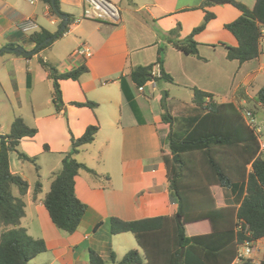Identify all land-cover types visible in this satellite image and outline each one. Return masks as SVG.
<instances>
[{
	"label": "crops",
	"instance_id": "0c3cea01",
	"mask_svg": "<svg viewBox=\"0 0 264 264\" xmlns=\"http://www.w3.org/2000/svg\"><path fill=\"white\" fill-rule=\"evenodd\" d=\"M236 1L250 9L256 3V0ZM203 2L120 0L119 5L116 4L122 14L120 23L83 20L75 24L83 11L82 0H61V12L72 16L69 30L61 39L31 59L15 56L9 51L0 55V104L10 106L13 111L12 119L10 115L5 119V126L11 127L15 118L21 117L28 126L38 130L34 138L21 140L18 150L29 157L56 154L48 175L61 169L63 158L71 148V134L78 138L88 126H99L95 141L75 155L82 158L80 163L101 176L95 178L82 171L75 179L76 195L87 205L76 232L69 234L55 227L43 205L44 185L43 196L40 197V193L35 197V187L28 183L21 227L31 237L43 239L47 245V251L29 264H89L90 249L107 262L111 261L112 254L117 260L131 250L143 254L131 233L111 234L110 218L138 220L176 214L177 204L170 195L162 159V150L169 143L167 132L156 128V124L162 122L164 112L161 99L158 100L156 92L150 96L148 85L140 92L129 79L136 67L156 64L160 57L163 58L164 69L173 78L172 83L164 82L162 87L173 114L178 111L181 115L186 113L184 117L188 116L194 106L193 90L199 89L213 94L218 103L233 102L241 109H244V103H253L254 111L258 112L256 119L264 124V105L256 100L257 92L264 86L257 89L264 77V42L259 59L242 65L235 61L241 73L240 83L235 88L228 73L232 62L227 58L226 46H236L237 41L228 35L231 32L226 25L240 17L238 9L232 5H215L207 9L215 14V18L195 35L199 56L185 55L168 41L169 32L177 26H180L178 38L184 39L203 23ZM27 18L34 19L41 29L50 32L52 26H57L59 31L63 21L42 0H0V50L8 44H16L27 51L36 48L30 35L19 29L20 23ZM82 45L91 48L89 58L73 56ZM40 58L60 72L82 64L89 69L79 81L60 82L65 103L60 113L53 106L52 82L41 66ZM87 101L98 106L91 109L71 105L72 102ZM2 129L0 126V131ZM11 171L26 180L19 170L11 167ZM212 192L217 206L225 207L229 201L228 190L214 186ZM100 223L102 225L95 229ZM210 230L208 222L186 227L189 236ZM1 231L2 227L0 234ZM260 242L263 243L264 238Z\"/></svg>",
	"mask_w": 264,
	"mask_h": 264
},
{
	"label": "trees",
	"instance_id": "16d2710c",
	"mask_svg": "<svg viewBox=\"0 0 264 264\" xmlns=\"http://www.w3.org/2000/svg\"><path fill=\"white\" fill-rule=\"evenodd\" d=\"M42 2L57 15L52 0ZM60 3L61 0H55L59 11ZM215 5H232L241 13L237 20L226 25V29L237 41L236 46L224 45L227 48V58L240 65L259 59L264 37V0H256L252 9L236 0H204L203 23L184 39L178 38L180 26H177L169 32L168 41L185 55L199 56V44L195 41V35L203 31L215 18V14L207 10ZM65 15L68 24L63 32L52 33L42 28L30 35L36 47L51 39L33 55L51 47L68 32L72 16ZM7 47L18 46L8 44ZM12 54L24 57L13 52ZM33 55L24 58L31 59ZM39 62L49 73L52 103L55 111L60 113L65 107L60 82L79 81L89 69L86 64H82L69 71L60 72L43 58ZM157 65L160 66L161 75L154 78L152 72ZM129 79L138 89L153 80L157 84L173 82L172 76L164 69L162 57L156 64L136 67ZM193 91L194 106L190 114L183 117V122L176 126L173 116L163 109L162 122L156 124L158 131L167 132L169 140L168 146L162 150V159L166 166L169 192L177 204L176 214L172 217L138 220L110 218L111 234L131 233L143 254L139 250H131L121 260H117L112 254L111 261L107 262L90 249L89 264H237L241 245L246 241L256 242L264 238V157L260 153L258 138L243 117L242 109L236 104L218 103L211 93L199 89ZM256 100L264 105V86L257 92ZM71 105L91 109L98 106L92 101L72 102ZM98 132V125H90L78 138L71 134V148L63 158L61 169L51 177L50 189L43 201L55 227L69 234L77 231L87 211V205L76 195V177L82 171L95 178L101 177L86 164L78 162L75 155L84 146L92 144ZM37 133L36 128L28 126L21 117H17L9 133L0 134V264H29L47 251L43 239L31 237L21 227L25 216L24 197L29 184L19 174L12 173L10 167L12 152L18 153L21 160L36 162V157L19 152L18 147L21 140L34 138ZM176 155L179 156L180 164L174 161ZM214 186L230 191L234 204L217 206L212 192ZM41 192L42 185L37 182L34 196ZM205 222L210 224L209 233L192 236L187 234V226ZM101 225L102 223L98 224L95 229ZM246 227L250 236L244 232ZM239 264L251 263L249 259H245Z\"/></svg>",
	"mask_w": 264,
	"mask_h": 264
},
{
	"label": "built area",
	"instance_id": "2783aa9c",
	"mask_svg": "<svg viewBox=\"0 0 264 264\" xmlns=\"http://www.w3.org/2000/svg\"><path fill=\"white\" fill-rule=\"evenodd\" d=\"M83 11L79 18L74 23H80L83 20L96 21L108 24H118L121 22L122 14L120 8L111 0H82ZM19 29L25 34H33L40 31L38 23L32 19H24L19 26ZM264 42V37L262 38ZM92 55L91 48L87 45L80 46L73 52L74 57L89 58ZM153 77H160V66L157 65L153 69ZM264 74V67L262 69ZM148 86L151 89L150 96L156 92L158 84L155 80L151 81ZM145 86L140 87L139 91L144 92ZM209 100V99H208ZM243 117L247 124L254 130L259 144L260 153L264 157V124L257 121L256 116L248 110L242 109ZM242 228V224L239 225V229ZM245 234L250 236L248 227L244 230ZM249 259L251 264H264V242L259 241H246L239 247L236 263L239 264L242 260Z\"/></svg>",
	"mask_w": 264,
	"mask_h": 264
},
{
	"label": "rangeland",
	"instance_id": "374dc122",
	"mask_svg": "<svg viewBox=\"0 0 264 264\" xmlns=\"http://www.w3.org/2000/svg\"><path fill=\"white\" fill-rule=\"evenodd\" d=\"M111 1L115 4H118V2H120V0H111ZM50 29L52 32H55L58 30V27L52 26ZM228 35L234 39V37L231 33H228ZM46 54L48 55V52H46ZM231 62L232 63L230 64V67L228 69V73L230 76L231 83L233 84V88H235L240 83L239 81L241 78V73H239L238 63L235 61H231ZM163 85H164V82H162L156 90V96H157L158 100L161 99V107L162 108H163V105H162V93L161 92L164 91L162 88ZM263 85H264V77H262L260 79V82L258 84L257 89H259V87H261ZM148 89H150V87ZM167 107H168L169 113L175 117V125L176 124L179 125L180 122H183V117L186 115V113L182 112V115H181L177 111V114H173L174 110H173L172 106H170V103L169 104L167 103ZM243 107L245 110H248V111L251 110V112L254 115L258 114V112L254 111L255 105L253 103H244ZM262 109H264V108H262ZM254 112H256V113H254ZM0 114H1L0 126L3 127L2 131H0V134L9 133L10 127L7 124L5 126V119H7V117L9 115H10V118L12 117L13 111H11V107L5 106L4 104H0ZM189 114H190V112H189ZM28 119L29 118L27 117V120ZM257 121L259 122V120H257ZM36 158L37 159H36L35 163L31 162V161H24V160L21 161V160H19L18 153L12 152L10 154L11 167L14 170H19L20 173L23 174V177L28 181V183L33 188L35 187L37 182H40L41 185H44L43 193L46 194L49 191L50 185H51V179L48 177H51L53 175V174H50V175H48V174H49V171L51 170V168L53 167V160L57 158V155L56 154H50V155L42 154L41 156H36ZM75 159H77L79 162L82 161L81 157L75 156ZM15 193L17 194V191H15ZM228 193L231 195L230 191H228ZM218 195L219 194H217V196ZM230 195H229V201H226V205H233L234 204L232 195L231 196ZM42 196H43V194L41 193L40 197H42ZM201 225H199V228L201 227Z\"/></svg>",
	"mask_w": 264,
	"mask_h": 264
},
{
	"label": "water",
	"instance_id": "95a60500",
	"mask_svg": "<svg viewBox=\"0 0 264 264\" xmlns=\"http://www.w3.org/2000/svg\"><path fill=\"white\" fill-rule=\"evenodd\" d=\"M52 5H53V8L55 10V12L57 13V15L59 17L62 18L63 22H62V26L61 28L59 29V32H63L64 30H66V27H67V24H68V18L66 17L65 14H63L61 11H59V9H57L56 5H55V0H52ZM51 39H48L46 40L43 44H40L39 46H37L34 50L32 51H27L25 50L23 47H15V48H9V47H5V48H2L0 50V55L3 53V52H6V51H9V52H13V53H16L18 55H22L24 57H30L32 56L39 48H41L43 45L47 44L50 42ZM162 103H163V107H164V110L166 111V113H169V110H168V107H167V93L166 91H162ZM179 156L176 155L174 157V161L176 164H180V161L178 160ZM178 220L179 221H182V218L181 217H178ZM184 253V250L182 251V255Z\"/></svg>",
	"mask_w": 264,
	"mask_h": 264
}]
</instances>
